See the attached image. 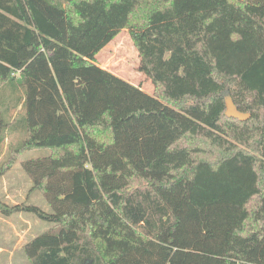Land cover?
I'll list each match as a JSON object with an SVG mask.
<instances>
[{"label":"trees","instance_id":"trees-1","mask_svg":"<svg viewBox=\"0 0 264 264\" xmlns=\"http://www.w3.org/2000/svg\"><path fill=\"white\" fill-rule=\"evenodd\" d=\"M123 30L152 95L97 62ZM0 101V182L48 151L51 213L0 200L53 225L30 264H264V0H0Z\"/></svg>","mask_w":264,"mask_h":264},{"label":"rangeland","instance_id":"rangeland-1","mask_svg":"<svg viewBox=\"0 0 264 264\" xmlns=\"http://www.w3.org/2000/svg\"><path fill=\"white\" fill-rule=\"evenodd\" d=\"M97 62L103 69L142 88L146 93L151 95L154 93L153 81L147 74L143 58L128 30H123L102 50L97 56ZM11 94L12 89H7L4 94L7 104L10 102ZM15 97H22V92L20 91ZM21 115L22 103L15 108L9 118L13 121ZM19 138V132L5 135V139L1 142L0 165L8 158L10 146L14 145ZM47 154V150L27 151L23 154L7 177L5 176L0 182V200L11 205L20 202L35 205L51 213L45 197L38 191H32V181L23 169L26 161L44 157ZM13 218H18V220L14 221ZM52 227L51 223L40 220L32 214H20L6 218L0 213V264H30L24 252V245L31 238Z\"/></svg>","mask_w":264,"mask_h":264},{"label":"water","instance_id":"water-1","mask_svg":"<svg viewBox=\"0 0 264 264\" xmlns=\"http://www.w3.org/2000/svg\"><path fill=\"white\" fill-rule=\"evenodd\" d=\"M226 116L238 119L241 122L248 121L251 118V114L241 112L230 97L226 98Z\"/></svg>","mask_w":264,"mask_h":264},{"label":"crops","instance_id":"crops-1","mask_svg":"<svg viewBox=\"0 0 264 264\" xmlns=\"http://www.w3.org/2000/svg\"><path fill=\"white\" fill-rule=\"evenodd\" d=\"M136 86V85H135ZM20 215V214H19ZM16 219L18 220V218H13L14 221H16ZM1 250V249H0Z\"/></svg>","mask_w":264,"mask_h":264}]
</instances>
